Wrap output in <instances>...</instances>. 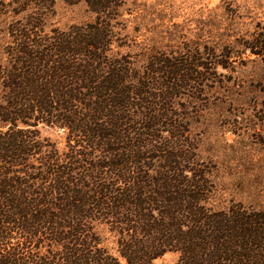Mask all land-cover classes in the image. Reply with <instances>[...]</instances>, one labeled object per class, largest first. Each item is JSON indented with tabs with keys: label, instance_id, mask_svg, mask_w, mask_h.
<instances>
[{
	"label": "trees",
	"instance_id": "obj_1",
	"mask_svg": "<svg viewBox=\"0 0 264 264\" xmlns=\"http://www.w3.org/2000/svg\"><path fill=\"white\" fill-rule=\"evenodd\" d=\"M71 1L93 22L59 30L52 0H0V264H264V211L215 207L211 166L171 108L226 67L204 46L122 54L126 1ZM242 46L261 55L264 40Z\"/></svg>",
	"mask_w": 264,
	"mask_h": 264
},
{
	"label": "rangeland",
	"instance_id": "obj_2",
	"mask_svg": "<svg viewBox=\"0 0 264 264\" xmlns=\"http://www.w3.org/2000/svg\"><path fill=\"white\" fill-rule=\"evenodd\" d=\"M52 1L49 23L59 30L95 19L83 2ZM124 1L127 12L124 21L117 22L123 27V38L118 34L120 53L130 52L136 58L137 49L147 47L179 58L204 46L214 52L208 62L226 67L211 66L206 80L182 91L171 108L185 117L187 141L197 147L198 158L211 166L215 207L238 205L264 211V51L254 55L242 46L256 36L264 40V0ZM11 21L0 18V62ZM41 137L62 141L61 131L49 128L41 129ZM103 238L116 254L114 239L107 233ZM178 258L176 253H166L154 264H177Z\"/></svg>",
	"mask_w": 264,
	"mask_h": 264
}]
</instances>
